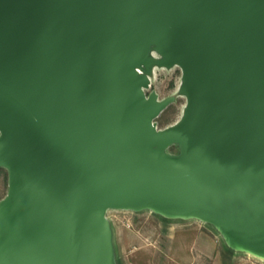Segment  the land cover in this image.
I'll use <instances>...</instances> for the list:
<instances>
[{"label": "water", "instance_id": "obj_1", "mask_svg": "<svg viewBox=\"0 0 264 264\" xmlns=\"http://www.w3.org/2000/svg\"><path fill=\"white\" fill-rule=\"evenodd\" d=\"M155 41L204 123L155 127L166 102L138 71ZM0 122V150L15 136L27 157L9 210L28 203L0 254L108 264L102 212L141 198L205 211L264 254V0H0Z\"/></svg>", "mask_w": 264, "mask_h": 264}, {"label": "rangeland", "instance_id": "obj_2", "mask_svg": "<svg viewBox=\"0 0 264 264\" xmlns=\"http://www.w3.org/2000/svg\"><path fill=\"white\" fill-rule=\"evenodd\" d=\"M138 71L146 79L143 86L146 97L154 95L156 101L166 102L153 120L158 130L182 122L192 126L204 123L205 103L192 105L182 68L165 60L157 41L145 48ZM2 136L0 122V140ZM9 137L5 145L8 149L0 150V159L6 163L0 166L8 171L5 175L0 170L1 236L27 229L25 225H15L14 215H21L23 209L26 212L28 203L20 204L21 209L9 210V193L14 195L23 187L19 177L11 179L10 169L19 174L27 170V160H24L27 157L22 151L24 143L15 141V136ZM180 149L181 143L174 141L162 151L179 154ZM100 220L104 226L103 235L110 242L108 250L112 259L108 264H264V254L255 256L248 249L230 244L227 229L211 214L198 208L164 205L150 198L115 201L104 209Z\"/></svg>", "mask_w": 264, "mask_h": 264}, {"label": "crops", "instance_id": "obj_3", "mask_svg": "<svg viewBox=\"0 0 264 264\" xmlns=\"http://www.w3.org/2000/svg\"><path fill=\"white\" fill-rule=\"evenodd\" d=\"M41 252L20 251L0 254V264H43L40 262Z\"/></svg>", "mask_w": 264, "mask_h": 264}, {"label": "bare ground", "instance_id": "obj_4", "mask_svg": "<svg viewBox=\"0 0 264 264\" xmlns=\"http://www.w3.org/2000/svg\"><path fill=\"white\" fill-rule=\"evenodd\" d=\"M66 201H67V204H68V207H69V199L66 197ZM100 206V205H99ZM104 206V205H103ZM102 206V207H103ZM106 207V206H105ZM69 210H70V216H71V218H72V213H71V209L69 208ZM97 210H98V208H97ZM99 213H100V209H99V211H98ZM98 216H99V214H98ZM73 218H74V216H73ZM98 218V217H97ZM74 220H75V218H74ZM78 234V231H77V229H76V235ZM249 252H251V254L253 253V255H255V256H262V254L259 252V251H257L256 249H254V248H250V250H248Z\"/></svg>", "mask_w": 264, "mask_h": 264}, {"label": "trees", "instance_id": "obj_5", "mask_svg": "<svg viewBox=\"0 0 264 264\" xmlns=\"http://www.w3.org/2000/svg\"><path fill=\"white\" fill-rule=\"evenodd\" d=\"M0 170H3V172L5 173V175L8 173L7 169H5L4 167L0 166Z\"/></svg>", "mask_w": 264, "mask_h": 264}]
</instances>
